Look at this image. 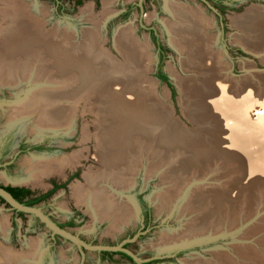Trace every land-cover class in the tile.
<instances>
[{
    "label": "rangeland",
    "instance_id": "1",
    "mask_svg": "<svg viewBox=\"0 0 264 264\" xmlns=\"http://www.w3.org/2000/svg\"><path fill=\"white\" fill-rule=\"evenodd\" d=\"M60 1L62 4L57 11L53 9L52 0H26V8L31 15L42 20L40 22L43 25L45 41L53 36L61 42L63 49H71L77 57L84 54L81 47L85 48L84 45L89 44L91 36L95 37L93 39L97 43L98 55L103 63L86 69L90 75L89 81L95 83V91L90 92L87 100L73 104V108L66 113L65 117L70 119L71 124L68 129L50 128L36 133L32 127L35 117L12 119L9 113L11 106L21 103L31 94L34 83L26 82L19 89L0 86V149L6 153L0 161V184L27 186L35 193H41L49 190L52 183H60L62 187L38 204L49 217L64 225V229L71 234L91 244L116 245L139 232V236L127 242L124 247L140 259L161 256L158 261L148 264H188L187 261L193 258H201L207 264H264V37L259 27L240 28L232 22L234 17H244L251 8L261 9L259 16L264 20V0H226L229 7L224 6L227 8L224 12L216 9L217 6L212 2L206 6L200 0H175L199 9L210 22L209 36L213 52L209 51L206 56L210 65H199L198 70L193 66H185L181 60L183 53L180 54L179 46L171 43V35L167 29V22L172 17L166 7L169 0H107L110 3L107 4L106 13V0H84L78 7H74L68 0ZM87 6L91 9L85 10ZM141 26H152L154 33L150 34ZM123 29H130L128 32L131 37L146 47L145 51H140L143 48L138 49L136 45L134 47L127 42L126 53L135 54V58L140 60L138 62L137 59H133L134 63L132 60L130 62V57L119 51L117 36ZM90 32L92 34L89 37L86 33ZM155 35L165 49L162 69L167 74L171 86L160 81L155 74L159 63L153 41ZM238 37L248 38L249 45L237 41ZM134 40L130 39L132 43ZM40 50L43 51L41 59L37 57L38 52L40 56ZM213 53H218L220 62L216 58L218 63L212 61L209 56L214 55ZM34 58L40 60L38 64L44 68L52 63V60L44 55V48H38ZM110 61L115 65L109 64ZM118 65L122 66L121 73L118 71L117 74L116 71L114 75L100 74L101 71H113L106 66ZM200 67L203 68L199 69ZM49 68L48 72L43 73V79L45 75L47 79L48 74H53L54 70ZM210 70L217 73L209 74ZM221 70H226L227 73L219 74ZM137 71L144 74L140 80L138 75L134 74ZM28 74L31 72L28 71ZM215 77H221L223 83H229L226 85L236 98L235 108L229 110L223 119L215 114L211 119L204 118V122L194 121L189 115L190 110L199 109L201 112L204 109L208 112L206 108H202L204 104L201 105L202 92L206 95H219V92L210 89L208 84V81ZM49 82L47 80L45 84L48 85ZM128 87H134L138 91L146 107H151V101H154L155 111L169 113L170 126L178 124L187 133V137H193L191 141L194 138L201 139L204 143L206 141L209 148L214 147L218 153L195 164L198 167H192L191 163L196 160L195 154L187 157V154L183 153L162 159L161 156L154 158L152 154L149 155L150 150L146 152L147 148L142 149L144 152L139 154L138 163L140 171L130 182L134 184H130L128 189L123 187L118 194L119 198L126 199H122L123 202L131 204L135 209V217L120 230L114 231L108 221L94 218L87 205L77 204L72 188L75 185H85V175L90 174L89 172L102 171L103 163L98 157L95 135L100 127L108 132L116 129L109 125L115 119L107 94L117 89L128 93L127 90H131ZM246 91L247 94H244ZM205 106L207 107L206 103ZM99 117L105 121L100 126L96 123ZM225 126L234 129L236 138L243 143L244 151L232 148L235 151L234 156L245 157L247 154V158L255 163V167L241 166L237 158L220 152L222 145L229 143L228 138L224 137L228 132ZM140 138L142 141L147 139L143 136ZM21 142L26 145L40 144L44 149L28 150L16 156L17 146ZM28 158L40 159L39 168L44 167L47 160L53 158L65 159L67 163L61 167V173L45 175L34 185L26 181L29 173ZM9 161V166L2 165ZM189 179H193V183L183 194L180 193L181 196L179 195L174 206L165 207V204V208L160 209L163 205V194L170 188L178 189ZM217 195L223 198L218 204ZM143 200L149 206L148 221L140 216L144 210ZM135 203L139 205V209ZM12 210L0 200V220L6 225L5 229L0 226V258L2 251L5 252L4 260L0 263H5V259L10 256L28 253L32 241L39 246L38 264H147L149 261L137 262L118 253L106 256L99 251L79 250L66 239L53 238L51 232L34 216H21ZM179 215L181 217H178ZM69 220L73 221V226H66ZM188 221L198 226L208 223V237L190 238L182 243L170 245L158 244L163 236L184 229ZM217 223L221 224L222 230L211 234L215 231ZM210 238L213 240L196 243L181 250L169 249L175 245ZM235 245L243 248L242 253L234 254ZM20 250L21 252H13ZM217 251L228 253L229 258L213 259V254ZM13 263L23 264L24 261L17 258Z\"/></svg>",
    "mask_w": 264,
    "mask_h": 264
},
{
    "label": "bare ground",
    "instance_id": "2",
    "mask_svg": "<svg viewBox=\"0 0 264 264\" xmlns=\"http://www.w3.org/2000/svg\"><path fill=\"white\" fill-rule=\"evenodd\" d=\"M108 3L110 2L107 0L104 2L106 8V11H104L105 13L108 9ZM166 7L168 12L172 15L167 22V29L171 35V43L175 46H179L180 54L183 53L181 59L183 64L187 67L193 66L195 70H198L197 67L199 65H208L209 61H206V56L209 54L208 52L212 50V42L211 37L209 36L210 22L204 16L203 12L199 9H194L189 5L180 4L175 0H169ZM89 9H91L89 6L85 8V10ZM261 13V9L251 8L248 9L246 14H244V17H234L232 22L240 28L247 26L259 27L262 29V35L264 37V20L261 15L259 16ZM40 21L42 20L31 15L29 9L26 8V0H0V86L19 89L21 85L26 82V84L34 83V88L32 89L31 94L27 95L21 103L11 106L12 108H10L9 113L11 114L12 119L20 118L23 120L28 118L27 116L35 117V120L33 119L34 122L32 123V127L36 133L43 132L50 128L56 130L60 128L68 129L71 124L70 119L65 117L66 113H69L71 108H73V104H77L80 100H87L90 92L95 91V83L89 81L90 75L86 72V69L95 66L97 63H103L99 58L98 46L93 39L95 37L91 36V32L86 33L89 37L91 36L89 44L87 46H85V44V48H82L83 46L81 47V50H84V54L77 57V54H73L71 49H63L61 42L57 39L55 40L53 36L45 41L42 32L43 25ZM128 31L125 29L121 30L117 38L118 44L121 46H119V51L124 55L126 54V57L129 56L131 62L133 59L135 61L137 57L135 58V54L128 55L126 53L125 48L126 50L128 48V45H126L127 42L130 45L133 44L134 47L136 45L138 49L143 48L140 49V51H145L146 47H143V44L135 41ZM130 39L134 40V43H132ZM237 41L248 44L250 40L246 37L244 39L238 37ZM38 48H44V55L52 60V63L45 68L44 66H39L38 62H40V60L34 58ZM213 54L214 55L209 56L213 59L212 61L218 63L216 61L217 59L220 62V58L217 56L218 53ZM42 56L43 51L40 50V56L38 52L37 57L41 59ZM138 61L140 60L137 59L136 62ZM112 63L113 62L110 61L109 64ZM129 64L126 65L131 66ZM113 65L115 64L113 63ZM219 66L221 65L219 64ZM49 67H51V70H54L53 74L47 73L48 78L45 79V75L43 79V73L45 71L48 72V70H50ZM106 67L113 71H101V75L107 73H109V75H114L116 74V71L117 74L122 72L121 65ZM201 68L203 67H200L199 69ZM28 71H30L31 74H28ZM77 71L82 72V74ZM208 73L215 74L217 71L210 70ZM220 73L226 74L227 71L221 70L219 74ZM134 74L138 75L139 80L144 76V74H140V71H137ZM61 79L65 81L62 82ZM220 79L215 77V79H210L208 81L209 88L217 90V92H219L218 96L211 92L210 95H206L202 92L201 105L204 104L202 108H206L208 112H205L204 109L201 112L199 109L190 110L189 115L190 117H193L194 121L204 122V118L211 119V116L215 114L216 116L218 115L220 119H223L226 117V113L229 110H234V100L236 98L231 94L232 92L228 89V85H226L229 83H223V78L220 77ZM47 80L50 81L48 85L45 84ZM60 81L62 83H60ZM69 86L70 88L68 89ZM136 86L138 87L137 84ZM128 88L131 89L127 90L128 93H124L125 91L117 89L115 92H109L107 94V99H110V102L112 103L111 108L115 119L113 123L109 125H113L116 129L113 128L112 131L108 132L100 127L101 129H98V133L95 135L98 142L96 150L98 151L99 159L103 163L102 171L99 172L98 170V172H89L90 174L85 175L87 181L85 185H75L72 188L73 196L76 198L77 204L87 205L88 210L92 213L91 215H93L94 218L101 221H108L111 230L114 231L120 230L124 225L131 222L133 217H135V209H133L131 204L123 202V198H119L120 195L118 194L121 193L120 191H122L123 187L128 189L130 184H134L130 182L133 181L135 175L140 171L138 163L140 162L139 156L144 152L142 149L147 148L146 152H149L150 150L149 155L152 154L154 158L156 156H161L162 159H168L171 155H181L183 153H186L187 157L195 154L196 160L191 163L192 167H198L195 166V164H199L205 157L218 153V150L214 149V147L210 146V149L206 141L204 143L198 138H194V140L191 141V138L193 139V137H187V133L184 132L178 124L170 126V122L168 121L169 113L155 111L154 101H151V107H146L144 101L140 99L138 91H136L134 87ZM45 90L47 91L44 92ZM244 94H247V91ZM205 103L207 107L205 106ZM104 122L102 118L99 117L96 123L100 126L103 125ZM225 129L228 132L224 137L228 138L229 143H227L228 145L224 143L220 152L226 153V155L228 154L233 158H237L239 163L242 164L241 166H254L255 163L250 158H247V154L245 157L242 155L234 156L235 151H233L232 148L234 147V149L239 148L243 150V143L240 139L236 138V132L234 129L227 126H225ZM84 132H86V129ZM140 136L147 139L142 141L143 139L140 138ZM225 144L227 145V148ZM65 161V159H48L47 162L45 160L46 163L42 162L45 163V166L39 168V165H41L40 159L34 160L33 158H28L27 168L29 173L26 181L37 185L43 176L52 173H61V167L65 166L67 163ZM189 181L191 182L189 183ZM192 181L193 179L185 180L184 184L179 187L180 190L179 188L177 189L174 187L170 188L165 194H163L161 197L163 205L160 209L163 210L165 204V207H173L178 200L179 195L181 196L180 193L183 194L184 190L190 188L191 183H193ZM216 199L217 204L223 200L222 196L219 195L216 196ZM168 204H170V206H168ZM178 217H181V215ZM206 224L208 223L205 222L201 224V226H198L193 225L188 221V225L186 224L184 228L185 230L182 228L181 230L175 231V233L173 232L172 234L166 235V237L163 236L158 244L170 245L182 243L190 240V238H205V236L210 233ZM220 225L221 224H218L215 227V231L211 232V234H217V232L222 230ZM0 226L3 227L2 229H5V222L0 220ZM226 226L227 225H225V227ZM224 233L226 234L227 232ZM235 246L234 254L238 255L242 253L241 251L243 248L239 245ZM29 247L31 250L29 252L27 251L28 253L24 252V255L16 254L17 256L10 253L14 257L10 256L5 259V263L0 264H14L13 260L16 261L17 258L24 261L23 264H38V243L32 241L31 244H29ZM10 249L13 250L12 248ZM13 252L17 253L21 252V250ZM220 253L221 252L218 251L215 252L212 258L215 260L218 258L224 260L229 258L228 253ZM4 255L5 252L2 251L0 262L4 260ZM187 262L188 264H207L206 261L201 258L189 259Z\"/></svg>",
    "mask_w": 264,
    "mask_h": 264
},
{
    "label": "water",
    "instance_id": "3",
    "mask_svg": "<svg viewBox=\"0 0 264 264\" xmlns=\"http://www.w3.org/2000/svg\"><path fill=\"white\" fill-rule=\"evenodd\" d=\"M0 197L9 204V206L12 209H15L17 211H21L26 214H30L33 216H36L40 222L44 224V226L52 233L60 236L63 239H66L70 241L72 244H74L79 250L86 249L90 251H111V252H122L126 255H128L132 260L137 262H146L150 259L159 258L161 256L156 255L147 259H140L135 254H133L130 250L125 248L123 245L127 242H130L134 240L136 237L139 236V232L136 233L132 238L124 239L119 244L116 245H104V244H91L89 242L84 241L83 239L79 238L78 236H75L68 232L66 229L61 228L59 225H57L53 220H51L40 207L37 206H29L25 205L17 200H15L12 195L3 187L0 186ZM135 206L137 209H139V205L135 203ZM213 240V238L210 239H202V240H194L191 242H188L186 244H179L172 246L169 249H178L181 250L182 248H187L193 244L201 243L205 241Z\"/></svg>",
    "mask_w": 264,
    "mask_h": 264
},
{
    "label": "flooded vegetation",
    "instance_id": "4",
    "mask_svg": "<svg viewBox=\"0 0 264 264\" xmlns=\"http://www.w3.org/2000/svg\"><path fill=\"white\" fill-rule=\"evenodd\" d=\"M96 1V0H95ZM99 1V0H98ZM166 1V0H165ZM203 4H205L206 6H209V4H210V2H212L214 5H216L217 6V8L216 9H219V11L220 12H224V11H226L227 10V8L226 7H224V6H228L229 7V3L228 2H226V0H200ZM52 2H53V5H54V7H53V9L54 10H58V7L62 4V2L60 1V0H52ZM75 2H76V0H73V3H74V7H77V6H79V5H75ZM97 2V1H96ZM82 4V3H81ZM53 10V11H54ZM55 11V12H56ZM128 11V10H127ZM141 11H142V9H141ZM140 16H141V14H140ZM151 27V29H153V30H151L150 29V31H149V33L150 34H152V33H154V28L152 27V26H150ZM154 38L155 39H157V37H156V35L154 36ZM153 38V39H154ZM155 39L153 40L154 41V45H155V50H156V54H157V56H159V61H161V57H162V55L163 56H165V49H164V46L159 42V40L157 39V42L159 43V45H160V48L157 46V43H155ZM164 58V57H163ZM163 60V59H162ZM159 64V63H158ZM161 71L162 72H164V70L162 69V66H161ZM165 73V72H164ZM155 74H157V68H156V72H155ZM166 74V73H165ZM32 146H38V148L39 149H30V147H32ZM5 148H6V146H5ZM5 148H4V150H5ZM27 148V150L26 151H28V150H43L44 149V147L43 146H41L40 144H32V145H26V144H24V143H19L18 144V146H17V152H16V156L17 155H20L21 153H23V152H26V151H23V152H21L20 151V149H26ZM5 154L6 153H4L3 151H2V149H0V161H1V159H2V157H4L5 156ZM11 164V161H9V162H7V163H5V164H2V165H5V166H9ZM54 185H61L60 183H52V186H51V188L49 189V190H51L53 187H54ZM0 186L1 187H6V186H11V187H13V186H17V187H24V188H27V189H29L30 191H31V194L30 195H28L27 197H25V199H29V198H35V197H38V196H41L42 194H44V193H46L47 191H49V190H47V191H45V192H41V193H35L32 189H30V188H28L27 186H20V185H2V184H0ZM60 188V187H59ZM58 189V188H57ZM56 189V190H57ZM55 190V191H56ZM54 191V192H55ZM53 192V193H54ZM52 193V194H53ZM51 194V195H52ZM50 196V195H49ZM48 196V197H49ZM48 197H45V198H42V199H40L37 203H35L34 205H31V206H37V207H39L38 206V204L39 203H41L42 201H44V200H46ZM3 203H5L6 205H8L9 206V204L8 203H6V202H3ZM142 203H143V207H144V210H142L141 211V214H140V216H141V218H143L144 220H145V218H147V221H148V216H149V206H148V204H147V202H145V200H143L142 201ZM10 207V206H9ZM15 209H13L12 211L15 213V214H18V213H16L15 211H14ZM43 211V210H42ZM21 212V211H20ZM44 212V211H43ZM23 213V212H22ZM45 213V212H44ZM46 214V213H45ZM147 214V216H145ZM18 215H21V216H24V215H26V213H23V214H18ZM47 215V214H46ZM33 216V215H32ZM48 216V215H47ZM37 220H39L36 216H34ZM49 217V216H48ZM51 220H53L57 225H61V228H64V225H62V224H60V223H58L57 221H55L54 219H52L51 217H49ZM40 221V220H39ZM40 223H42V222H40ZM42 225L44 226V224L42 223ZM66 226H73V221L72 220H69L67 223H66ZM52 234V233H51ZM52 236H53V238H56V239H58V238H61L60 236H58V235H56V234H52ZM85 241V240H84ZM87 242V241H86ZM123 246H127V243H125ZM79 249V248H78ZM82 250H83V248H82ZM107 252H111V251H107ZM99 253H101L100 251H99ZM101 254H104V255H106V256H108V255H111V254H113V253H101ZM161 259V258H160ZM155 260L156 261H158L159 259L158 258H155V259H153L152 261H154L155 262ZM149 263H152V262H149Z\"/></svg>",
    "mask_w": 264,
    "mask_h": 264
},
{
    "label": "trees",
    "instance_id": "5",
    "mask_svg": "<svg viewBox=\"0 0 264 264\" xmlns=\"http://www.w3.org/2000/svg\"><path fill=\"white\" fill-rule=\"evenodd\" d=\"M82 1H83V0H76L75 5H80V4L82 3ZM96 1L98 2V0H96ZM130 8H131V6L129 7V9H130ZM141 27H142L143 29H146L147 31H150V29H151L150 26H141ZM151 30H153V29H151ZM154 39H155V38H154ZM155 43H157V46L160 48V45H159V43L157 42V39H155ZM163 57H164V56L162 55V57H161V61H159V64L157 65V74H156V77H157L160 81L166 83L168 86H171L167 74H165L164 72L161 71L162 59H163ZM30 149H39V148H38V146H32V147H30ZM26 150H27V148H26V149H20L21 152L26 151ZM59 187H62V186H61V185H54V187H53L51 190L47 191L46 193L42 194L41 196H38V197H35V198H29V199H25V197H27L28 195L31 194V191H30L29 189H27V188H24V187H17V186H13V187H11V186H6V187H3V188L6 189V190L12 195V197H13L15 200H17V201H19V202H21V203H23V204H25V205H29V206H31V205H34L35 203H37L40 199L45 198V197H48L49 195H51V194H52L57 188H59ZM0 200H1L2 202H5L1 197H0ZM14 211H15L16 213H18V214H23V213L20 212V211H17V210H14ZM59 226L61 227V225H59ZM100 252H101V253H113V254L118 253V254H122V255H124L125 257H127L128 259L132 260L128 255H126V254H124V253H122V252H107V251H100ZM155 261H156V260H155ZM149 262H154V261L149 260V261L147 262V264H148Z\"/></svg>",
    "mask_w": 264,
    "mask_h": 264
},
{
    "label": "crops",
    "instance_id": "6",
    "mask_svg": "<svg viewBox=\"0 0 264 264\" xmlns=\"http://www.w3.org/2000/svg\"><path fill=\"white\" fill-rule=\"evenodd\" d=\"M69 2H72L73 3V0H68ZM95 1V0H94ZM84 2V0L82 1V3ZM74 4V3H73ZM78 7V6H77Z\"/></svg>",
    "mask_w": 264,
    "mask_h": 264
}]
</instances>
